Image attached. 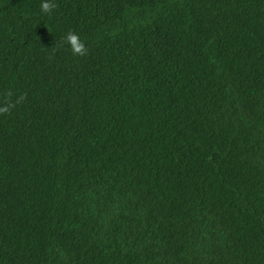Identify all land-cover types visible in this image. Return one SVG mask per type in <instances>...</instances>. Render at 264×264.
<instances>
[{
	"label": "trees",
	"instance_id": "trees-1",
	"mask_svg": "<svg viewBox=\"0 0 264 264\" xmlns=\"http://www.w3.org/2000/svg\"><path fill=\"white\" fill-rule=\"evenodd\" d=\"M53 2L0 0V264H264V0Z\"/></svg>",
	"mask_w": 264,
	"mask_h": 264
},
{
	"label": "clouds",
	"instance_id": "clouds-1",
	"mask_svg": "<svg viewBox=\"0 0 264 264\" xmlns=\"http://www.w3.org/2000/svg\"><path fill=\"white\" fill-rule=\"evenodd\" d=\"M55 7L53 0H41L40 12L43 14H49L51 10ZM64 42L69 46L73 55H83L85 52L84 44L79 40L78 36L73 32H68L64 36ZM8 104L5 107H0V112H7L11 107Z\"/></svg>",
	"mask_w": 264,
	"mask_h": 264
}]
</instances>
